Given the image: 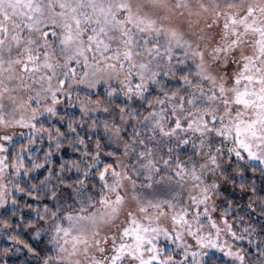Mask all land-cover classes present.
I'll list each match as a JSON object with an SVG mask.
<instances>
[{
  "label": "snow or ice",
  "instance_id": "obj_1",
  "mask_svg": "<svg viewBox=\"0 0 264 264\" xmlns=\"http://www.w3.org/2000/svg\"><path fill=\"white\" fill-rule=\"evenodd\" d=\"M0 264H264V0H0Z\"/></svg>",
  "mask_w": 264,
  "mask_h": 264
}]
</instances>
